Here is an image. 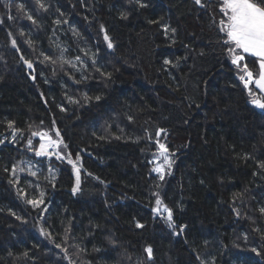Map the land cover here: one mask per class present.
<instances>
[{
	"label": "trees",
	"instance_id": "obj_1",
	"mask_svg": "<svg viewBox=\"0 0 264 264\" xmlns=\"http://www.w3.org/2000/svg\"><path fill=\"white\" fill-rule=\"evenodd\" d=\"M42 2L0 0V264H264V110L239 79L258 62L231 64L216 0ZM34 131L62 139L64 159L29 153ZM158 140L174 161L163 180ZM24 160L36 176L13 175Z\"/></svg>",
	"mask_w": 264,
	"mask_h": 264
},
{
	"label": "snow or ice",
	"instance_id": "obj_2",
	"mask_svg": "<svg viewBox=\"0 0 264 264\" xmlns=\"http://www.w3.org/2000/svg\"><path fill=\"white\" fill-rule=\"evenodd\" d=\"M137 3L140 2V0H136ZM218 6H219V13L222 14V18L219 19L218 27L219 31L224 34V40L223 43L226 47V50L228 52V55L231 59V64L237 66V68H240L241 61L245 59L244 54H248L251 57L257 58V62L259 65V71L258 75L254 74L251 70H249L248 65L244 64L240 70L242 71V75L239 77L241 82L243 83V86L246 90H248V95L251 98L250 103L255 105L257 108L264 110V95H257L253 90L251 85H254L256 89L259 90V93L264 94V0H216ZM195 5L199 6L200 8H205L206 4L202 2V0H194ZM36 4L39 6V8L47 10L46 5L42 2V0H36ZM141 7H145L146 5L140 4ZM19 9H23L24 5L20 4L17 6ZM59 11V9H58ZM63 15V13H61ZM122 19H127L126 13H121ZM9 19H12V17H9ZM27 19L30 20L33 24H36L37 21L33 19L31 15L27 16ZM154 22V21H153ZM56 24H60L61 21L57 20L55 21ZM64 23H67V21H64ZM102 32H104V40L107 43V47L109 49H112L114 47L113 42L107 32L104 29V26L101 25ZM168 30L167 27L165 29ZM172 32H175V29H171ZM32 42L29 41V44ZM12 46L16 47V41H12ZM87 54V53H86ZM22 60H24V63L27 65L28 68H32V63L24 57H21ZM45 60H50L51 57L45 56ZM76 60L79 61L80 57H76ZM55 62V61H53ZM95 62V61H94ZM64 63L71 64L70 61L65 60ZM165 64H170L171 61L165 60ZM75 67V65H72ZM109 77L111 74H108ZM85 99H89L88 97H85ZM95 99L98 101L101 99L100 96H96ZM75 102V101H73ZM61 111H64L63 108H61ZM131 119V118H129ZM9 128H13V123L11 121L8 122ZM19 130L13 129L12 135L15 137ZM166 130L160 129L157 131L156 135L159 137L162 132H165ZM32 136H39L41 143L39 146V149L36 150L37 156H51L53 152L55 151L56 158L57 159H64V157H61L59 152L56 151V149L59 148L61 144H63L62 139H56L53 140L47 132H32ZM56 136L59 137L60 133L57 130ZM119 139V137H117ZM4 143L3 140H0V144ZM28 145L31 148L32 141H28ZM158 149L160 152V155L164 157V165L157 166L152 169V171L159 174V178L161 180L164 179L165 172H164V166L166 165L169 174L172 163H174L173 160L169 158L167 155L168 148L165 144L160 143L159 140L157 141ZM66 147V146H65ZM247 159L248 157H244ZM80 160L79 154L76 155V160L73 161L71 157H68V163L72 165L73 172L76 176V183L72 188V193L75 195L80 189V167H78V162ZM258 167L262 170H264V162H261L258 164ZM23 169H21L22 171ZM16 168H13V175H15ZM30 175L36 176V172H30ZM253 175H256V173H253ZM12 181H10L11 183ZM103 183V181H101ZM156 206L152 208V212L156 215H163L166 213V221L169 228L175 229V224L173 221V210L169 208L166 205H163L162 200L159 197V194L156 193ZM242 196L241 193L234 194L235 197ZM39 199H28L26 200V203L30 204L33 208H37L42 204L44 201L42 199L43 193L40 194ZM163 205V207H162ZM233 211H236V209H233ZM261 214H264V207L259 209ZM15 215V213H13ZM237 215H239V212H237ZM17 219H20V217H17ZM137 228H142L144 225L140 224L139 222L136 223ZM185 226H181L180 230L183 231V228ZM67 232V229H66ZM41 235L49 236V233L45 229H41ZM57 248H61L60 244H56ZM65 252V259H68L67 250L61 249ZM253 252H255L257 255H261L260 252L257 251V249L253 248ZM144 252L146 253L147 260L151 261L153 259V249L152 247H145ZM27 255V253H25ZM199 259V257H197ZM69 264H74V261L69 260ZM138 264H144L143 261H139ZM201 264H204V261H201Z\"/></svg>",
	"mask_w": 264,
	"mask_h": 264
},
{
	"label": "rangeland",
	"instance_id": "obj_3",
	"mask_svg": "<svg viewBox=\"0 0 264 264\" xmlns=\"http://www.w3.org/2000/svg\"><path fill=\"white\" fill-rule=\"evenodd\" d=\"M259 109V108H258ZM39 137V136H38ZM40 138V137H39ZM40 143H41V140H40ZM29 148V147H28ZM39 149V147L38 148H34V149H30L29 150V153H31V154H35L36 155V150H38ZM54 153L55 152H53V154L51 155V156H46L47 158H56V155H54ZM36 157H41V156H37L36 155ZM36 160H37V158H36ZM59 160H61L62 161V159H59ZM154 162H155V167H157V166H160V165H164V157L163 156H161L160 155V152L158 151V153H157V155L155 156V158H154ZM35 162L34 161H29V160H24L23 161V170L21 171V168H18L17 170H16V174L17 175H19V174H23L24 173V171H26V172H39V168H37L36 166H35ZM72 166V165H71ZM165 167V166H164ZM74 176H75V174H74ZM75 181H76V176H75Z\"/></svg>",
	"mask_w": 264,
	"mask_h": 264
},
{
	"label": "built area",
	"instance_id": "obj_4",
	"mask_svg": "<svg viewBox=\"0 0 264 264\" xmlns=\"http://www.w3.org/2000/svg\"><path fill=\"white\" fill-rule=\"evenodd\" d=\"M5 139H6L5 136H2L1 137V140H3L4 142H5Z\"/></svg>",
	"mask_w": 264,
	"mask_h": 264
},
{
	"label": "crops",
	"instance_id": "obj_5",
	"mask_svg": "<svg viewBox=\"0 0 264 264\" xmlns=\"http://www.w3.org/2000/svg\"><path fill=\"white\" fill-rule=\"evenodd\" d=\"M258 68H259V65H258ZM255 87V86H254ZM256 89V88H255ZM257 90V92L259 93V90L258 89H256ZM260 95H264V94H261V93H259Z\"/></svg>",
	"mask_w": 264,
	"mask_h": 264
}]
</instances>
